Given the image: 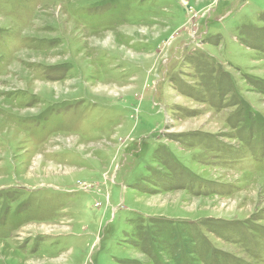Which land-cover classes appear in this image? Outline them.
Instances as JSON below:
<instances>
[{
	"label": "rangeland",
	"instance_id": "1",
	"mask_svg": "<svg viewBox=\"0 0 264 264\" xmlns=\"http://www.w3.org/2000/svg\"><path fill=\"white\" fill-rule=\"evenodd\" d=\"M0 264H264V0H0Z\"/></svg>",
	"mask_w": 264,
	"mask_h": 264
}]
</instances>
